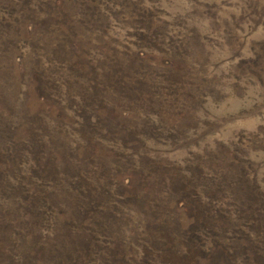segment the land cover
I'll use <instances>...</instances> for the list:
<instances>
[{"label":"rangeland","instance_id":"374dc122","mask_svg":"<svg viewBox=\"0 0 264 264\" xmlns=\"http://www.w3.org/2000/svg\"><path fill=\"white\" fill-rule=\"evenodd\" d=\"M0 264H264V0H0Z\"/></svg>","mask_w":264,"mask_h":264}]
</instances>
